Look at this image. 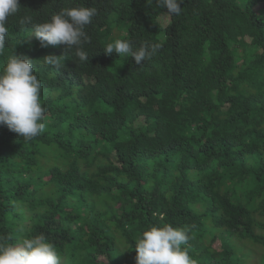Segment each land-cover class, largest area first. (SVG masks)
<instances>
[{
  "label": "trees",
  "instance_id": "obj_1",
  "mask_svg": "<svg viewBox=\"0 0 264 264\" xmlns=\"http://www.w3.org/2000/svg\"><path fill=\"white\" fill-rule=\"evenodd\" d=\"M18 2L0 67L33 60L46 128L26 140L0 125V236L43 234L61 264H136L142 232L171 224L196 264H264L232 241L264 250V0H183L179 15L156 0ZM81 4L96 9L88 63L32 35ZM117 39L159 49L137 65L105 54Z\"/></svg>",
  "mask_w": 264,
  "mask_h": 264
},
{
  "label": "clouds",
  "instance_id": "obj_2",
  "mask_svg": "<svg viewBox=\"0 0 264 264\" xmlns=\"http://www.w3.org/2000/svg\"><path fill=\"white\" fill-rule=\"evenodd\" d=\"M157 6L166 8L167 14L179 15L183 0H156ZM21 7L18 0H0V55L4 53L8 36V19L16 15ZM95 8L82 4L62 8L51 15L47 22L34 26L32 35L41 47L65 44L75 49L81 62L88 63L89 54L83 44L89 41L85 26L91 23ZM26 17L24 23H30ZM105 54L115 51L118 56L131 57L139 65L156 55L159 45L145 42L134 48L131 41L117 39L104 48ZM47 65H61V56L46 55ZM42 84L34 73L33 60L14 51L0 67V125L26 140H31L45 131V108L40 91ZM189 229L165 224L152 226L142 232L135 242L136 264H196L189 255L187 245ZM0 264H61V256L56 245L41 234L24 238L13 244L0 236Z\"/></svg>",
  "mask_w": 264,
  "mask_h": 264
},
{
  "label": "rangeland",
  "instance_id": "obj_3",
  "mask_svg": "<svg viewBox=\"0 0 264 264\" xmlns=\"http://www.w3.org/2000/svg\"><path fill=\"white\" fill-rule=\"evenodd\" d=\"M126 25H127V23H125V22H123V23H121L120 25H118V26L116 27V29H115L116 33L119 35V34L125 29ZM119 66H120V62H113V63L110 65V68H111L113 71H115V70L117 69V67H119ZM48 158L50 159V161H52V156H49ZM232 241H233V243H235V244L242 243V244L246 247V250H247V251H248V250L253 251V252H254V254H253L254 259L257 258V255H258L259 253L264 252L263 247H261V246H258V245H251V244L248 243V242H245V241H243V240L240 241V240H238V239H236V238H232ZM238 247H239V246H238ZM245 254H246V253H245ZM61 261H62V260H61Z\"/></svg>",
  "mask_w": 264,
  "mask_h": 264
}]
</instances>
